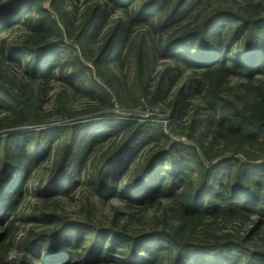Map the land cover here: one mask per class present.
<instances>
[{
	"label": "trees",
	"instance_id": "1",
	"mask_svg": "<svg viewBox=\"0 0 264 264\" xmlns=\"http://www.w3.org/2000/svg\"><path fill=\"white\" fill-rule=\"evenodd\" d=\"M79 2L0 0V32L25 29L0 44V264H264V0ZM170 64L190 72L172 93ZM116 105L168 109L187 141ZM49 137L60 142L25 214ZM77 186L73 220L61 202ZM111 198L124 211L103 224Z\"/></svg>",
	"mask_w": 264,
	"mask_h": 264
},
{
	"label": "rangeland",
	"instance_id": "2",
	"mask_svg": "<svg viewBox=\"0 0 264 264\" xmlns=\"http://www.w3.org/2000/svg\"><path fill=\"white\" fill-rule=\"evenodd\" d=\"M82 1L80 0V6H82ZM213 1V0H212ZM46 7L48 6V2H46L44 4ZM120 18H122V15L119 11L117 10H113L112 12L109 13V22H115L117 20H120ZM138 32H142L143 30H145L146 28H137ZM25 32L24 26L23 25H18L15 26L9 30L0 32V44L2 40H7V42L14 40L15 38L20 37L23 33ZM66 57L63 56L62 58V63H67L68 61H66ZM164 62H166L164 59L160 60V61H151V67H154L155 71L161 70L164 68L163 64ZM70 65H68L69 67ZM111 66L113 69H115V71H118V68L115 66L114 63H111ZM170 66L173 69V73L176 76V87H174V89L171 91V93L181 87V85H183L186 80H188V77L190 75V72L185 70L183 67L176 65L174 66V64H170ZM92 67V66H91ZM93 69V68H92ZM128 68L126 66L123 67V71L124 73L127 72ZM18 71V70H17ZM119 72V71H118ZM117 72V73H118ZM57 74V73H56ZM236 79L233 78L232 82H234ZM129 83V81H128ZM51 86L53 87V90L50 91L49 95H48V99L47 102L45 103V108H51V106L53 105V101H54V94L60 89V82L56 81L53 82L51 84ZM140 101L142 104H144L145 102L142 100V98H140ZM69 103L70 106L72 108L75 109H80L82 106H84L86 104V99L83 98L82 96H76V97H70L69 98ZM163 111L160 110V106H158L157 108L151 110L148 108H143L142 107H138V108H127L124 109L121 106L116 105V109L114 110L115 112V116L116 118H131V117H136V118H140V119H144L149 121L152 124L151 130L152 131H158L160 128H162L165 132V134H168L171 139H173L174 141H187L186 137H180L179 135H174L171 133V129H170V123L168 122L167 116L169 115V110L162 108ZM191 113V112H190ZM51 139V143H50V160L43 165L38 166L31 174V178L28 180L27 182V190L25 191L21 203H20V207L19 210L22 213H29L30 210L34 207L35 203H36V199L34 198V192H35V188L38 185L39 181L41 179H45L48 174H49V168L53 163V153L55 150H57V147L59 145V139H53L51 137L48 138V140ZM126 178L122 179V183H125ZM80 182H83L81 176H80ZM83 194V187H75V189L72 191L71 193V197L72 199H67V200H63L61 202V209L63 210V212L68 215L69 217H71L73 220H80L85 216V213L82 209V201H81V196ZM92 200V198H91ZM163 203L165 204V201H163ZM119 210V211H124L123 205L122 203H120L119 201L111 198L110 200H108L106 203L104 204H99L97 206V215L96 218L97 220H99L101 223L103 224H108L110 222V220L112 219V216L114 214L115 210ZM151 211L147 213V215H151ZM30 226V225H29ZM29 226H21L20 230H19V235L21 236L22 233H24V231H28L29 230ZM20 255L18 254V252L16 251V249L14 248L12 250V252L10 253V259L14 260V259H19ZM32 264H35L34 262H32Z\"/></svg>",
	"mask_w": 264,
	"mask_h": 264
}]
</instances>
